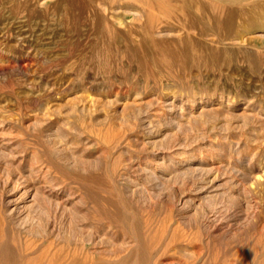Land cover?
Segmentation results:
<instances>
[{
  "label": "rangeland",
  "instance_id": "1",
  "mask_svg": "<svg viewBox=\"0 0 264 264\" xmlns=\"http://www.w3.org/2000/svg\"><path fill=\"white\" fill-rule=\"evenodd\" d=\"M62 1L0 0V264H247L264 0Z\"/></svg>",
  "mask_w": 264,
  "mask_h": 264
},
{
  "label": "bare ground",
  "instance_id": "2",
  "mask_svg": "<svg viewBox=\"0 0 264 264\" xmlns=\"http://www.w3.org/2000/svg\"><path fill=\"white\" fill-rule=\"evenodd\" d=\"M24 4H27V3L25 2ZM23 6H20V7H23ZM52 9H53V12L58 17H61L62 19L69 18V13L75 14L74 21H75V25H76L78 22V18H79V11L82 9V5L80 4L79 0H63L62 2L53 5ZM66 9H68L69 11L65 12ZM132 10H134L136 12L138 11L136 8H133ZM111 16H113V14ZM115 18L117 20L121 21V19H119V17H115ZM103 23H104L103 27L106 28V30L110 32L112 29H111V27H109V24L105 20H103L101 22L102 25H103ZM68 24H69V22H68ZM113 32L116 34L119 33L116 30H114ZM123 40L127 44L128 51L130 53H132V51H133L132 40L129 37H125V38H123ZM263 228L261 229L262 231H260V229H259V232H261V233L259 236H256L258 238V241L254 243L253 248L249 247L252 250L248 251V252H250V255L247 259V264H264V229ZM118 264H137V258H136V256L133 255L131 257H127V258L123 259Z\"/></svg>",
  "mask_w": 264,
  "mask_h": 264
}]
</instances>
